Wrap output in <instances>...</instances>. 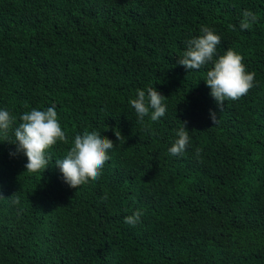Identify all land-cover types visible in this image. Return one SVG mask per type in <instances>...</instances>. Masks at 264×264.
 <instances>
[{"label": "trees", "instance_id": "1", "mask_svg": "<svg viewBox=\"0 0 264 264\" xmlns=\"http://www.w3.org/2000/svg\"><path fill=\"white\" fill-rule=\"evenodd\" d=\"M245 10L258 22L241 30ZM202 26L220 35L218 55L232 48L255 72L222 112L204 81L213 65L178 64ZM148 87L168 97L158 121L130 105ZM53 105L67 142L28 172L13 129ZM5 108L0 264H264V0H0ZM185 121L190 143L171 156ZM86 130L115 144L101 178L74 189L55 161Z\"/></svg>", "mask_w": 264, "mask_h": 264}, {"label": "clouds", "instance_id": "2", "mask_svg": "<svg viewBox=\"0 0 264 264\" xmlns=\"http://www.w3.org/2000/svg\"><path fill=\"white\" fill-rule=\"evenodd\" d=\"M258 22L257 15L245 10L242 13L240 29L248 30ZM233 30L235 27L233 26ZM202 33L187 41V48L179 57L178 64L187 70H199L212 64L205 75L204 81L211 89L210 95L215 100L220 111H223L225 102L236 101L245 96L255 86V72L248 71L242 54L229 48L224 54L218 55V45L221 44L220 35L215 30L202 26ZM136 98L130 100V105L135 109L137 117L143 120L150 116L152 121H158L167 110L164 101L168 98L162 95L155 87L146 90H137ZM211 119L215 125L218 121L217 113L211 111ZM16 117L9 110L0 109V134L6 135L13 129ZM22 121L14 131L16 153H23L27 157L25 165L28 172H40L48 167L52 160L49 150L58 141L67 142L66 132L62 128L55 105L40 110L33 108L20 117ZM177 132V138L168 149L171 156H182L190 143L191 137L186 127L187 121L182 122ZM120 139L121 132L115 131ZM115 142L107 136L96 131H84L77 134L73 145L62 159L55 161L56 167L63 174L64 181L71 188L80 186L101 178L104 166L110 160L109 150L113 149ZM201 149H196L197 157ZM16 153H12L15 155ZM13 197V203H19V197ZM0 198H4L0 195ZM107 197H105L106 199ZM142 210L125 217V223L135 226L140 222Z\"/></svg>", "mask_w": 264, "mask_h": 264}]
</instances>
